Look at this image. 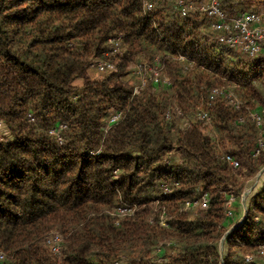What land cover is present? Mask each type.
<instances>
[{"label": "trees", "instance_id": "16d2710c", "mask_svg": "<svg viewBox=\"0 0 264 264\" xmlns=\"http://www.w3.org/2000/svg\"><path fill=\"white\" fill-rule=\"evenodd\" d=\"M178 1L0 0V264H264V176L245 218L226 214L264 167V45L219 42ZM157 62L169 82L135 92ZM204 193L208 208H183Z\"/></svg>", "mask_w": 264, "mask_h": 264}, {"label": "built area", "instance_id": "2783aa9c", "mask_svg": "<svg viewBox=\"0 0 264 264\" xmlns=\"http://www.w3.org/2000/svg\"><path fill=\"white\" fill-rule=\"evenodd\" d=\"M179 5L182 7L183 13H185L188 9H198L204 12L209 17L213 18V28L219 32L218 41L221 43L227 44L232 48H240L249 56L257 55L263 45H264V6L260 11H242L235 16H231L221 7L220 0H210L209 2H187L185 0H179ZM145 6L147 9L152 8L151 0H145ZM113 43V51L116 52L120 49V39H112ZM183 58V56H181ZM158 61L159 58L156 57ZM99 70H106L111 67L112 63L108 60H99L94 64ZM137 73L141 76V84L135 87V92L139 91L140 88L145 86L149 81H153L154 83L160 82H169V79L165 78L163 73V67H161L158 62L155 64H139L137 67ZM212 96L218 94L226 93L225 86H214L211 90ZM227 98L233 104L239 106V102L237 98H235L233 93H228ZM122 117V112L117 111L113 113L108 121L107 128L111 125L115 124ZM199 117L201 119H209L210 115L206 112H200ZM254 117L258 124H261V116L259 114H254ZM260 146H264V142L260 141ZM259 152V150L257 151ZM226 159L229 163L234 167H240V161L228 154L226 155ZM236 197L231 195L228 200V208H227V216H233V203L235 202ZM209 198L208 193L202 194L200 197L195 199H188L185 202L184 209L189 207L198 206L201 209L208 208ZM136 210L135 206L123 204L117 207L118 215H128L133 214ZM163 223H165L163 221ZM54 238L56 241H60L61 237L59 235H55ZM53 238L49 241L52 242ZM58 245L54 246L55 250H58ZM0 257H3L0 254ZM250 256H247L249 259Z\"/></svg>", "mask_w": 264, "mask_h": 264}, {"label": "rangeland", "instance_id": "374dc122", "mask_svg": "<svg viewBox=\"0 0 264 264\" xmlns=\"http://www.w3.org/2000/svg\"><path fill=\"white\" fill-rule=\"evenodd\" d=\"M91 71L94 75H97L99 72H102V70H99L95 65L92 67ZM164 76H165V78L169 79L166 72L164 73ZM263 176H264V167H262L252 179L247 181L240 200H238L237 203L233 204V210L235 209V207L240 208V215L239 216H241V217H239V216L237 217V218H239V220H242L244 215H245V212L248 208L247 202L250 200V196H251L255 186L258 184V183H256V181L261 180V178ZM245 192L247 193L246 195H245ZM52 242H54V243L57 242L54 237H53ZM219 244H220L219 246L221 247L222 252L224 253V251H225L224 250V248H225L224 239H221Z\"/></svg>", "mask_w": 264, "mask_h": 264}, {"label": "water", "instance_id": "95a60500", "mask_svg": "<svg viewBox=\"0 0 264 264\" xmlns=\"http://www.w3.org/2000/svg\"><path fill=\"white\" fill-rule=\"evenodd\" d=\"M247 193L245 192V195H246ZM247 204L249 205V201L247 202ZM246 214H247V210H246V212H245V215H244V217H243V219L245 218V216H246ZM234 228V226L231 228V229H229L228 231H227V233L225 234V236L232 230ZM224 236V237H225ZM224 237L222 238V239H224Z\"/></svg>", "mask_w": 264, "mask_h": 264}, {"label": "crops", "instance_id": "0c3cea01", "mask_svg": "<svg viewBox=\"0 0 264 264\" xmlns=\"http://www.w3.org/2000/svg\"><path fill=\"white\" fill-rule=\"evenodd\" d=\"M256 183H259V180H257L256 181ZM236 213H237V216H239L240 215V208L239 207H236ZM239 217H241V216H239Z\"/></svg>", "mask_w": 264, "mask_h": 264}]
</instances>
